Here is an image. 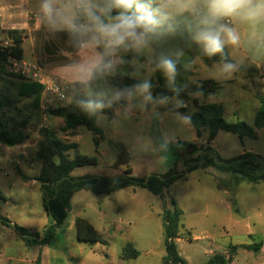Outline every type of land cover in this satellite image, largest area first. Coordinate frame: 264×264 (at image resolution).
<instances>
[{"label":"rangeland","instance_id":"374dc122","mask_svg":"<svg viewBox=\"0 0 264 264\" xmlns=\"http://www.w3.org/2000/svg\"><path fill=\"white\" fill-rule=\"evenodd\" d=\"M238 27L240 44L225 49L229 59L239 66L232 77L226 80L211 77L209 71L219 62L206 65L203 61L192 67L193 75L187 83L189 100L173 99L172 103L157 109V116L135 108L126 115L121 114L124 108L114 109L112 115H97L96 125L103 131L99 148L94 142L95 135L87 128L66 131L61 118H49L46 115L48 109L69 107L76 93L75 88L67 101L53 102L48 105V109L43 111L40 108L34 112L29 107L31 102L28 99L17 97L14 79L0 81V89L17 101L15 108L7 111L8 116L20 120L35 115L24 130L28 139L23 144L14 148L0 147L1 167L4 168L0 174V189L8 202L7 205L0 201V212L4 216L9 215L13 223L37 232L42 230L47 221L39 185L31 182V178L38 175L42 167L35 159L41 141V127L51 128L63 141L75 140L82 154L98 160L95 167L73 172L72 176L76 178L104 175L115 179L122 176L125 170H131V175L135 177L166 174L173 168L183 171L194 164L200 166L206 159L217 158L216 155L232 159L247 150L264 156V128L260 130L257 140L246 139L242 142L237 135L220 131L212 142H208V132L192 141L196 138V132L189 122V116L197 110L193 102L195 98L201 104H221L228 122L242 120L253 126L259 99L264 97V41L257 39L256 32L260 29L254 30L245 24H239ZM140 62L144 63L145 60ZM141 71L146 73L147 69ZM132 77L136 79L134 75ZM151 79L155 88L156 73L152 74ZM205 80L221 83L222 88L207 97L195 94L193 87ZM41 102L42 98L40 105ZM113 105L106 109L113 108ZM181 108H185L186 112H180ZM185 117L188 119L185 120ZM166 138L170 140L167 152L160 148ZM209 147H212L211 151ZM164 156H167L165 161L161 159ZM241 178L213 167L198 169L191 172L187 179L177 181L166 190L164 201L142 188H138L142 190H137L136 195H132V190L128 189L111 198H103L100 202L104 213L102 216L98 212L95 194H79L74 199L73 212L58 229L55 239L43 246L38 255L43 264H64L57 257L68 258V264H162L166 251L161 215L165 206L170 207L171 199L184 212L181 221L183 235L177 242V250L188 264H203L216 253L227 254L229 245L244 241L248 229L259 234L261 242L252 245L262 249L264 182L248 184ZM27 182H30L29 186H25ZM220 189L230 192L229 197ZM236 191L237 197L233 194ZM125 193H128L127 196ZM236 199L239 201L238 212ZM82 210L85 211V217L96 224L102 243L86 244L74 240L76 230L73 228L69 231V225L74 215ZM186 232H190V235ZM4 238L15 244L21 256L29 253L20 236L16 237V241L10 236ZM128 243L133 244L139 257L123 261V249ZM260 252L240 249L233 264H264V251Z\"/></svg>","mask_w":264,"mask_h":264},{"label":"trees","instance_id":"16d2710c","mask_svg":"<svg viewBox=\"0 0 264 264\" xmlns=\"http://www.w3.org/2000/svg\"><path fill=\"white\" fill-rule=\"evenodd\" d=\"M67 41L63 34H58ZM10 45L1 46L0 42V81L11 78L16 81V95L19 99H28L31 103L30 108L34 112L40 110V100L43 92V86L37 82L26 79L10 70V58L22 60L23 58V34L18 31L8 33ZM183 47L185 56L178 61V76L171 85L160 72H156L157 82L154 88V95L163 94L173 99L187 101L190 94L187 91V83L193 75L192 67L186 69L184 65L189 59L201 56L206 65L220 62L219 55L208 58L203 56L201 48L193 43L186 33H178L174 38L168 39L156 45L157 52L166 54L175 47ZM71 50V48H70ZM72 51V50H71ZM73 52V51H72ZM126 60L132 59V54H125ZM144 60L142 57L140 61ZM134 69L131 65L121 66L119 72L109 77L112 84L118 86L131 85L136 82L132 77ZM222 88V84L213 80L200 81L193 87V92L202 97H207ZM69 107L51 108L47 110L46 115L49 118H61L64 121V130H75L79 127H85L91 131L94 136L96 148L100 147L103 131L96 125V116L104 113L112 115L114 109L125 108L123 102L116 103L111 109L98 110L95 113H89L81 109L78 100L82 93L78 88ZM197 110L189 116V122L195 129L197 138L208 132V142L213 141L220 131H225L237 135L242 141L245 139H255L257 129L264 128V97L259 99V108L254 116L253 126H250L242 120L228 122L225 119V110L221 104L211 103L201 104L198 98L193 100ZM17 101L9 94L0 89V147L6 146L14 148L23 144L28 136L24 130L27 129L30 121L35 117L34 114L18 120L14 116H8L15 108ZM180 112L185 113V108ZM41 141L35 154L36 161L40 162L41 170L36 177L39 185L42 204L50 223L41 232H32L27 228L13 223L9 218L0 212V222L12 228L28 246L43 247L51 243L58 229L66 222L71 212L72 197L80 191L91 192L96 195L111 194L126 188H142L148 190L153 195L165 199V191L179 180L187 179L188 175L198 169L215 168L217 171L232 173L242 177V181L248 184H260L264 182V159L252 153H244L232 159H223L219 155L217 158L206 159L200 166L191 165L183 171L176 168L171 169L166 174H150L146 177H135L131 175V170H125L124 174L118 178L108 176L74 177L72 173L77 169L85 167H95L98 160L82 154L78 149V144L63 141L49 127L39 129ZM194 146V145H189ZM211 151V147H209ZM72 152V153H70ZM1 163V162H0ZM1 173V167H0ZM0 201H7V198L0 189ZM183 211L177 206L174 199H171L170 207H164L162 212L164 229V247L166 255L162 259V264H188L178 253L177 241L182 238ZM77 240L86 244L102 243V238L97 229L83 217L75 220ZM190 235V232H186ZM240 249L259 252L260 247L254 245H229L227 254L216 253L212 255L207 262L203 264H232L233 259ZM139 257V252L131 243H128L123 249L124 260H134ZM36 264H41V258L38 257Z\"/></svg>","mask_w":264,"mask_h":264},{"label":"clouds","instance_id":"9594fccd","mask_svg":"<svg viewBox=\"0 0 264 264\" xmlns=\"http://www.w3.org/2000/svg\"><path fill=\"white\" fill-rule=\"evenodd\" d=\"M34 21L48 34L67 38L74 56L61 74L82 93L78 100L82 110L95 113L123 102L122 115L135 108L157 116V109L173 98L154 95L151 76L160 72L170 85L174 83L185 49L177 46L166 54L157 52L156 45L186 33L203 56L221 57L209 75L226 80L239 67L225 52L241 42L238 25L260 29L256 36L264 41V0H36ZM128 53L131 60L125 59ZM200 63L202 57L196 56L184 67ZM125 64L133 67L136 82L112 84L109 77ZM169 143L164 139L160 148L167 152Z\"/></svg>","mask_w":264,"mask_h":264},{"label":"crops","instance_id":"0c3cea01","mask_svg":"<svg viewBox=\"0 0 264 264\" xmlns=\"http://www.w3.org/2000/svg\"><path fill=\"white\" fill-rule=\"evenodd\" d=\"M35 7H36V0H0V42H3L7 38H9L8 33L10 31L21 32L23 34V43H22L23 58H22V61L29 64V65L40 67L47 74H49L52 78H54V80L57 82H61V83L71 85V83L66 78H64L62 76L61 68L63 67V65L65 63H67L70 59L73 58L74 53L70 50V47H69L68 42L66 40L62 39L58 35L48 34L47 32H45L44 29L41 28V25L38 22H35L34 19H32L30 17L32 14H34ZM239 69L243 70L242 68H239ZM42 96L43 95H41V98H42ZM60 107H63V106H60ZM60 107L57 106L56 108H60ZM262 129H257L255 131L256 138L252 139V140H257V138H259V132ZM76 130H80V128H77ZM205 132H207V131H205ZM217 137H218V135L216 136L215 139H217ZM196 139H197V136L192 141H194ZM243 141L244 140H242V142ZM66 142H71V143L73 142V143L77 144V142L75 140L66 141ZM178 143H180V141ZM244 153H252L255 155H259L264 159V156H262L261 154H258L257 152H254L253 150L244 151L242 154H244ZM239 155H241V154H239ZM223 159H225V158H223ZM0 162H1V160H0ZM0 167H1V163H0ZM3 170H4V168L1 167V173ZM36 176L37 175H35L33 178H31V180H32L31 182L33 185H38V183L35 179ZM84 176H86V175H84ZM93 176H96V175H93ZM24 178L27 180V177H24ZM29 185H30V182H27L25 184V186H29ZM128 189L132 190V192H133L132 195H136L137 190H142V189H138V188H126V189H123L121 191L114 192L111 194H100V195L95 194L96 198H97L96 202L99 206L98 212L100 213V215L101 216L104 215V213L102 212L101 205H100V202H102L103 198H111V196H115V195L123 192L124 190H128ZM221 191H223V194L226 197H229L230 192H228L226 190H221ZM87 193H90V192L80 191V192H77L72 197V200H71L72 209H71L70 214L74 210V204H73L74 199H76L77 196H79V194H87ZM125 194L127 196L128 193H125ZM233 194L235 195V197H237L238 193L236 191ZM88 196H90V195H88ZM5 204L8 205V202L6 201ZM238 205H239V201L237 200V208H236L237 211L236 212L239 211ZM177 206L181 209V207L178 204H177ZM82 211L83 212H77L74 215L73 221L69 225V229H68L69 231H72L73 228L76 230L75 220L78 217L86 218L96 228V224L94 223V221L91 220L90 218L85 217V213H84L85 211L84 210H82ZM8 216L9 215H7L6 217L8 218ZM46 216H47V221L44 223L42 230L47 225H49V223H50V218L48 217L47 214H46ZM28 229L32 232H37L36 230H32L30 228H28ZM4 236L5 237L10 236L13 241H16V237L19 235L12 228L7 227L3 224L1 225V227H0V264H17V262H19V264H36V261H37L38 257L40 256V254L38 255V251L42 250L43 249L42 247H40V246H28L22 240L29 253L27 252L28 253L27 255L21 256L18 252L19 249L16 248L15 244H13L11 240L6 241ZM261 237H263V236H261ZM74 238H75L74 240L78 241L76 233L74 235ZM257 241L261 242L259 234L255 231L251 230V229H248V231L244 235V241L240 244H237V245H252ZM260 251L261 252L264 251V246L262 247V249H260ZM56 259L63 261L64 264H68V262H67L68 258L64 259L62 257L61 258L57 257ZM123 261H126V260H123ZM41 264H43L42 259H41ZM232 264H233V262H232Z\"/></svg>","mask_w":264,"mask_h":264},{"label":"built area","instance_id":"2783aa9c","mask_svg":"<svg viewBox=\"0 0 264 264\" xmlns=\"http://www.w3.org/2000/svg\"><path fill=\"white\" fill-rule=\"evenodd\" d=\"M34 19V14L30 16ZM10 39L7 38L1 42V46L7 47L10 45ZM11 66L10 70L26 79L37 82L43 86L42 102L40 108L44 111L48 109V105L53 102H65L73 93V86L61 82H57L49 74L38 66L29 65L22 60L12 59L9 60Z\"/></svg>","mask_w":264,"mask_h":264}]
</instances>
